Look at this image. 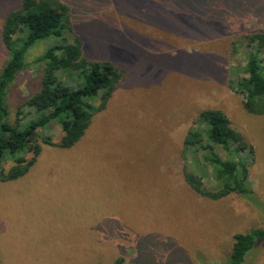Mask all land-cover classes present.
Returning <instances> with one entry per match:
<instances>
[{"label":"rangeland","instance_id":"rangeland-1","mask_svg":"<svg viewBox=\"0 0 264 264\" xmlns=\"http://www.w3.org/2000/svg\"><path fill=\"white\" fill-rule=\"evenodd\" d=\"M21 1L0 0V30ZM61 1L82 55L111 62L122 78L77 144L57 146L60 126L46 124L38 133L54 144L39 139L28 172L0 181V264H225L234 233L264 226V114L245 110L225 79L240 57L231 42L264 31V0ZM232 9L248 15L225 19ZM48 44L29 48L33 64L4 91L12 119L41 87L35 60ZM8 60L0 39V69ZM206 108L223 111L252 146L241 156L253 203L236 193L211 200L185 182L182 139ZM14 159L6 152L4 170ZM241 264H264V241Z\"/></svg>","mask_w":264,"mask_h":264},{"label":"trees","instance_id":"trees-1","mask_svg":"<svg viewBox=\"0 0 264 264\" xmlns=\"http://www.w3.org/2000/svg\"><path fill=\"white\" fill-rule=\"evenodd\" d=\"M223 11L208 15L221 17ZM243 14L248 15V12L232 9L225 19ZM249 15L260 17L257 13ZM213 30L216 31V26ZM0 31L2 45L9 56L0 69V181L6 182L25 175L36 162L41 151L39 139L54 144L49 136L39 135L38 129L44 125L56 122L60 126L57 146L70 148L77 144L92 117L106 107L122 78V71L109 61L88 60L82 55V41L72 30L70 9L61 0H22L7 16ZM217 31L221 34V27ZM42 40L49 44L35 60L41 64V87L17 107L12 119L4 102V91L23 68L33 64L25 63L24 57L30 47ZM238 55L239 60L225 75L227 86L242 97L245 110L262 115L264 31L235 38L231 42L230 56L237 58ZM245 151L247 155L252 154V146L233 128L223 111L201 110L182 139L180 157L185 182L195 194L211 200L236 193L253 203L255 195L247 179V163L241 156ZM6 152L15 155V164L4 170ZM210 180L216 181L217 188L205 187ZM262 241L264 226L234 233L225 264H241L246 253ZM121 261L117 258L115 263Z\"/></svg>","mask_w":264,"mask_h":264}]
</instances>
